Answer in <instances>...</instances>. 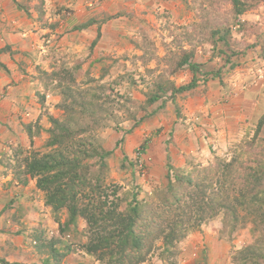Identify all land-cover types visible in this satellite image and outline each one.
<instances>
[{
	"label": "trees",
	"instance_id": "trees-1",
	"mask_svg": "<svg viewBox=\"0 0 264 264\" xmlns=\"http://www.w3.org/2000/svg\"><path fill=\"white\" fill-rule=\"evenodd\" d=\"M205 1L211 9L218 10L217 14L207 11L204 14L212 16L205 19L204 24L214 26L209 38L212 45L209 59L217 49L216 55H224L221 64L218 65V59L208 70L204 63L194 59V47L181 49L170 57L169 67L158 74L153 86L144 92L143 103L134 104L136 111L155 104L157 109L168 101L173 103L179 116L177 99L192 93L200 79L206 82L211 77L219 78L240 64L249 45L243 50L235 49L231 45L232 29L217 17L226 16L225 23L235 21L237 31L259 36L253 27L246 28L240 15L258 8L264 0ZM225 4L230 5L228 15L219 9ZM36 7L44 25L42 0ZM255 45L260 46L258 56L264 60V38L250 44ZM180 69H187L190 78L176 86L167 74ZM40 74L51 78L58 73L40 71ZM112 100L109 94L101 96L89 91L70 106L65 103L62 118L49 117L48 136L42 150L15 147L7 157L0 156L12 180L24 185L29 179L35 180V187L42 192L43 202L57 223L60 236L46 238L42 231L35 236L37 250L46 252L39 263L30 264H60L71 250L68 244L60 246L62 235L70 233L75 237L79 233L85 235L80 246L86 253L95 255L99 264H141L155 250L161 264H178L179 244L203 223L219 216L221 234L231 235L248 225L254 234L252 242L233 252L232 263L264 264V135L258 136L257 132L264 123V114L257 122L254 136L232 146L230 156L215 155L208 164H195L191 169L174 168L167 156L166 180L162 187L154 188L153 195L145 199H138L136 190L126 198L128 191H122L120 184L107 180V156L111 151L103 149L94 135L99 127L108 126L99 121L106 117L103 112H108L109 106H103ZM135 114L133 125L142 120L134 119ZM29 135L32 137L30 131ZM126 159L124 155L122 161L128 162ZM136 162L135 159L128 163L135 167ZM60 213H65L63 220ZM80 224H83L82 230H79ZM0 264L23 263L0 258Z\"/></svg>",
	"mask_w": 264,
	"mask_h": 264
},
{
	"label": "rangeland",
	"instance_id": "rangeland-1",
	"mask_svg": "<svg viewBox=\"0 0 264 264\" xmlns=\"http://www.w3.org/2000/svg\"><path fill=\"white\" fill-rule=\"evenodd\" d=\"M39 1H34L33 9L36 16L33 17L35 23L31 24L32 31L36 36L35 47L38 48V52L42 51L39 56L43 57V61H40L39 64L47 67L48 70L44 72H56L58 74L51 76V78L40 75L43 83L40 101L43 97L49 101L46 104L40 101L39 103L41 106H46L44 115L49 125L42 129L45 134L42 138L38 119H31V122L27 124L29 127H33L32 136L34 135L40 140L38 142L40 146L35 147L36 149L42 150L44 147L48 136L46 129L50 126L49 117L62 118L65 103L66 106H70L69 104L80 99L89 91H95L101 96L109 94L113 100L103 106V108L109 106L108 112H103L106 117L99 121V123H105L108 126L99 127L94 134L103 149L111 151V154L107 156L109 165L107 180L120 184L122 191H128L125 195L126 198H129L130 193L136 190L138 192L137 198L145 199L153 195L151 193L154 188L162 187L164 184L167 156L174 168L187 167L191 169L195 164H208L216 154L221 157L230 156L232 146L254 136L257 123L254 127L248 124L236 132L234 136H230V140L225 138L224 141L217 140L218 133L211 136L205 130L201 132L204 139H201L197 149L189 147L183 153H175V149H173V142H175L173 136L184 133V130L189 128L191 124L189 123L191 116L186 117L184 115L187 106H183L182 101L185 102L190 98H203L209 87L207 81L213 78L218 88H224L228 82V76L233 75L237 69L254 73L262 67L258 66L261 65V61L254 57L258 55L260 46L251 47L250 44L264 38V2L258 8L247 10L240 15L241 20L247 24L246 28L251 26L253 30H257L258 37L254 34L237 31L234 27L235 21L225 23L226 16L217 17L221 19L222 24L224 22L232 29L231 45L239 50H243L249 45L246 48L248 54L240 59L239 65L221 74L219 78L211 77L206 82L200 79L199 87L197 86L194 91L192 90V93L179 97L177 102L180 106V114L177 116L172 102L167 101L164 106L161 105L157 109V104L147 105L141 111H136L134 104L143 103L144 92L153 86V80L157 75L169 67L168 60L170 57L174 53L178 54L183 48L194 47V59L204 63V67L207 66L206 69L208 70L216 65L215 61L218 59L220 61L218 65L221 64L224 55L222 57L216 55L217 49L213 50V57L209 59L212 51L209 38L214 26L204 24L205 19L212 17L204 15L205 11L217 14L218 10L211 9L205 0H182L175 12L177 16L158 14L161 12L160 7L157 8L158 12L155 9L156 12H149L145 16H122L120 18H118L119 16H109L108 19L113 20L114 23L107 27L105 25L101 32L94 31V26L90 28L88 30L90 35L82 47L81 35L68 34L65 37L59 35L61 29H59V25H56L57 16L49 15L51 9L49 0H42V13L47 15L43 16L44 25H42L39 8L36 7ZM22 2L28 7L31 6L25 1ZM135 2L138 3V0ZM229 7V4H225L221 5L219 9L228 15ZM52 11L53 9H51ZM103 17L106 20L107 16ZM114 18L118 19L114 20ZM43 26L45 27L42 28ZM109 31L113 33L109 34ZM89 38L92 42L90 44H88ZM54 40L63 42L61 44L63 47L61 46L62 48H59L58 52L51 46ZM93 41H95L94 44ZM217 46H220V42L217 43ZM244 58L246 59L245 62L242 61ZM247 61L249 62L246 63ZM167 77L177 86L186 83L190 78V73L187 69H180L175 73H168ZM257 82L258 80H255L252 83L256 84ZM47 105L52 114L47 113ZM74 108L79 111V107L76 105ZM153 110L156 112L152 113ZM134 112L136 113L134 119L142 118L141 122L135 126H133ZM37 113L32 112V114ZM186 118H189L188 122L184 120ZM190 129L193 131L191 126ZM35 130L38 132L36 133ZM25 131L30 137L27 128ZM257 132L258 136L264 135V123ZM192 134L194 135V132ZM15 146L20 145L16 144ZM15 146H11V149ZM136 149L140 150L138 157L143 164L136 162L135 167H133L128 162L135 160ZM7 153L10 154L11 152L8 151ZM123 154L127 155L126 160L128 162L122 161ZM122 163L123 165H121ZM60 217L63 220L65 213H60ZM42 222H44L43 228H53V234H44L46 238L59 235L57 225L54 226L53 222H49L48 217H45ZM38 228L30 229L28 238L23 239L24 246L18 245L19 243L14 245L11 239L17 238L10 236V239L6 241L5 248L0 251V257L8 256L13 262L23 264L39 263L46 251L39 252L33 242L34 236L38 234ZM82 228L83 224H80L79 230ZM18 230H20L19 227L14 226L10 232L17 235ZM220 230L221 216L206 221L198 230L188 234L179 244L178 263L237 264L232 263L233 252L254 239L250 225L236 229L231 235L226 232L221 234ZM62 239L60 246L68 244L71 250L62 258L60 264H99L95 255L86 253L80 246L81 240L83 242L86 239L85 235L81 236L79 233L78 237H75L70 233L65 236L62 235ZM155 256H158V250L152 253L149 260ZM143 264L148 263L144 262ZM149 264H161V261L157 259L154 262L150 261Z\"/></svg>",
	"mask_w": 264,
	"mask_h": 264
},
{
	"label": "crops",
	"instance_id": "crops-1",
	"mask_svg": "<svg viewBox=\"0 0 264 264\" xmlns=\"http://www.w3.org/2000/svg\"><path fill=\"white\" fill-rule=\"evenodd\" d=\"M22 1L31 6H22ZM34 1L0 0V156L6 154L7 157L11 146L16 144L23 149L40 146V140L34 135L29 137L25 131V128L28 132L33 131V127L28 128L27 125L31 119H38L42 138L45 136L42 129L49 125L44 115L46 106H41V95L37 94L40 88L38 85L42 84L37 71L48 69L39 64L43 61V57L39 56L42 51L38 52L35 47L36 36L31 27L35 23L33 17L36 16ZM49 1L50 8L53 9L52 12L50 9L49 15L57 16L56 25L61 29L59 35L65 37L68 34H79L82 36L83 47L90 35V28L94 26V31L101 32L105 25L107 27L114 23L108 19L109 16H145L155 9L157 11L158 7L161 12H157L162 16H177L175 12L182 0H138V3L135 0H101L97 7L90 6L92 0ZM103 16H107L106 20ZM112 33L109 31V34ZM62 43L54 40L51 46L58 52L63 47ZM90 43L91 38L88 39V44ZM207 84L208 91L203 98H190L181 102L183 106H187L184 115L191 116L189 123L193 131L189 126L184 133L173 136L175 153L186 152L189 147L197 149L201 139H204L201 132L205 130L211 136L218 133V141H224L225 138L230 140V136H234L248 124L254 127L264 114V82L251 83L246 70L237 69L228 78L224 88H218L213 79L207 81ZM48 101L43 97L40 102L46 104ZM51 112L48 106L47 113ZM184 120L188 122L189 118ZM11 178V173L6 172L4 163L0 162V251L5 248L10 236L17 238L11 239L14 245L19 243L18 245L24 246L23 239L28 238L30 229L44 227L42 221L45 217L56 225L49 208L43 203L41 193L35 188L34 180L29 179L24 185L11 181ZM14 226L22 229L17 235L10 232ZM5 259L12 261L8 256Z\"/></svg>",
	"mask_w": 264,
	"mask_h": 264
},
{
	"label": "clouds",
	"instance_id": "clouds-1",
	"mask_svg": "<svg viewBox=\"0 0 264 264\" xmlns=\"http://www.w3.org/2000/svg\"><path fill=\"white\" fill-rule=\"evenodd\" d=\"M20 2V1H19ZM18 2V3H19ZM100 2H101V0H95V2L92 0L91 2H90V6L91 7H94V6H99L100 5ZM21 5L22 6H24L25 5V3L24 2H21ZM45 14L46 13H44L43 14V16H45ZM45 26H43L42 28H44ZM92 43V42H91ZM246 55H247V52H246ZM246 55H244V56H246ZM244 56H242V58L244 57ZM255 57V59L256 60H259V61H261V65H258V66H262L261 68H258L256 71H254V73H252V72H250V71H247V75H249V77H250V80H251V83L252 82H254L255 80H258L259 82H264V60H260V57L257 55V56H254ZM241 58V59H242ZM243 62H245L246 60H245V58H244V60H242ZM257 63V62H256ZM40 71H45V70H39V71H37V73H38V75H39V81H41L42 82V77L40 76L41 74H40ZM231 76H233V75H231ZM231 76H228L229 78L231 77ZM210 79V78H209ZM214 79V78H213ZM43 84V83H42ZM41 84V85H42ZM41 85L39 86L38 85V87H40L38 90H37V94H39V95H41L42 94V92H41V89H42V87H41ZM133 126H135V125H133ZM130 130V129H129ZM28 149H30V148H28ZM110 151V150H109ZM135 152H136V156H135V159L137 160V162H140V159H139V157H138V154H139V152H140V150L139 149H136L135 150ZM216 154V153H215ZM124 155H126V154H123V156ZM216 155H218V154H216ZM127 156V155H126ZM140 164H143V162L141 161L140 162ZM167 172V171H166ZM34 180V179H33ZM11 181H14V180H12L11 179ZM15 183H16V181H14ZM34 185H35V180H34ZM36 188V187H35ZM37 189V188H36ZM38 190V189H37ZM39 191V190H38ZM40 192V191H39ZM41 193V195H42V192H40ZM42 198H43V196H42ZM44 203V202H43ZM45 205V204H44ZM46 206V205H45ZM49 208V207H48ZM50 210V209H49ZM51 213V212H50ZM51 216H52V214H51ZM53 218V217H52ZM55 222V221H54ZM56 223V222H55ZM56 225H57V223H56ZM53 229V228H52ZM52 229H45V228H41V229H38L37 230V232H40V231H42L44 234H53V232H52ZM22 229H20V230H18L19 232L21 231ZM25 231V230H24ZM27 231V230H26ZM28 232V231H27ZM33 242L35 243V236H34V239H33ZM1 258V257H0ZM155 260H157L156 259V256L154 257V258H152L151 260H149V259H147L146 261H144V262H147L148 264H149V262L150 261H155ZM7 261H9V260H7ZM10 262H13V261H10ZM144 262H142L141 264H143ZM37 263V262H36ZM178 264H180V263H178ZM196 264H199V263H196Z\"/></svg>",
	"mask_w": 264,
	"mask_h": 264
}]
</instances>
